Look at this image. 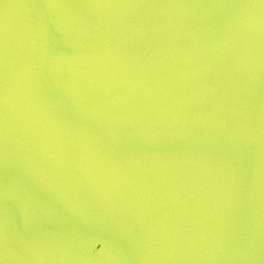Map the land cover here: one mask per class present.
<instances>
[{
    "label": "water",
    "instance_id": "1",
    "mask_svg": "<svg viewBox=\"0 0 264 264\" xmlns=\"http://www.w3.org/2000/svg\"><path fill=\"white\" fill-rule=\"evenodd\" d=\"M0 264H264V0H0Z\"/></svg>",
    "mask_w": 264,
    "mask_h": 264
}]
</instances>
